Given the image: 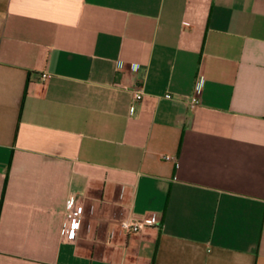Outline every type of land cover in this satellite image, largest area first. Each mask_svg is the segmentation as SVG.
I'll use <instances>...</instances> for the list:
<instances>
[{
  "label": "crops",
  "instance_id": "0c3cea01",
  "mask_svg": "<svg viewBox=\"0 0 264 264\" xmlns=\"http://www.w3.org/2000/svg\"><path fill=\"white\" fill-rule=\"evenodd\" d=\"M0 264H264V0H0Z\"/></svg>",
  "mask_w": 264,
  "mask_h": 264
},
{
  "label": "built area",
  "instance_id": "2783aa9c",
  "mask_svg": "<svg viewBox=\"0 0 264 264\" xmlns=\"http://www.w3.org/2000/svg\"><path fill=\"white\" fill-rule=\"evenodd\" d=\"M201 88V79H198L196 82V86L194 89V93L185 99L186 105L189 109L193 110L199 105V94ZM132 99L130 104V113H134L136 109V105L142 99L144 95L143 86L140 84L135 85L131 89ZM167 99H171V94H166L164 96ZM166 159H169V156H165ZM83 202L82 199H78L76 201L70 200L67 205V211L65 215V220L63 224V232L65 238L69 241L74 240L76 237V233L80 227V220L78 218L80 212V205ZM146 220L149 224L154 225L158 223V218L156 214L147 215ZM142 226H144V219L143 218H136L130 221H125L121 224V228L128 234L138 232Z\"/></svg>",
  "mask_w": 264,
  "mask_h": 264
}]
</instances>
